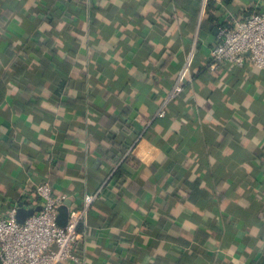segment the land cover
<instances>
[{
	"label": "crops",
	"instance_id": "1",
	"mask_svg": "<svg viewBox=\"0 0 264 264\" xmlns=\"http://www.w3.org/2000/svg\"><path fill=\"white\" fill-rule=\"evenodd\" d=\"M73 2L0 0V218L49 182L70 209L99 193L61 264H264V70L207 68L219 25L264 0ZM38 27L72 62L60 100Z\"/></svg>",
	"mask_w": 264,
	"mask_h": 264
},
{
	"label": "built area",
	"instance_id": "2",
	"mask_svg": "<svg viewBox=\"0 0 264 264\" xmlns=\"http://www.w3.org/2000/svg\"><path fill=\"white\" fill-rule=\"evenodd\" d=\"M248 63L264 70V10L239 20L231 27L219 26L216 42L210 49L207 68L222 65L241 68ZM181 73L167 91L155 117L165 115L166 106L182 91ZM34 195L40 210L23 223L16 220L17 207L0 218V264H61L78 262L74 252L79 239L78 228L99 193L84 195L80 208H69L65 226L57 225L58 208L65 196L54 197L48 182L35 186ZM26 201V200H25Z\"/></svg>",
	"mask_w": 264,
	"mask_h": 264
},
{
	"label": "trees",
	"instance_id": "3",
	"mask_svg": "<svg viewBox=\"0 0 264 264\" xmlns=\"http://www.w3.org/2000/svg\"><path fill=\"white\" fill-rule=\"evenodd\" d=\"M66 2L69 3L68 6H71L74 3L73 0H64V4H66ZM61 14H62V10L61 9L59 10L58 8H56L54 11H50V13L47 14V16H48L47 18H48V20L51 21V19L59 17ZM219 26H221V25H219ZM40 31L47 38L46 41L42 42V41L36 40L34 43H31L32 44V45H30L31 47L28 46L27 49L30 48L28 52L29 53L33 52L38 56V62L37 63H38L39 68L43 72V79L45 81L51 83V85L54 86L55 94L60 100V98H62V95L70 87L73 79L76 78L75 75L71 71L72 62L66 58L61 59L59 56H57V53L53 49V45H54L53 41H54V35H55L54 33H52V32L47 33L44 30V28L38 27L36 29L33 37L35 36V38L37 39L39 37ZM217 31H218V29H217ZM47 51L52 52L53 56L48 57V56L42 55L43 52L45 54ZM243 67L236 68L235 74L241 75V73L243 71V69H242ZM2 79H0V81ZM169 104L166 106V109L169 106ZM166 109H165V115H166ZM120 176H121V172H120V170H117L113 177L116 179H120Z\"/></svg>",
	"mask_w": 264,
	"mask_h": 264
},
{
	"label": "water",
	"instance_id": "4",
	"mask_svg": "<svg viewBox=\"0 0 264 264\" xmlns=\"http://www.w3.org/2000/svg\"><path fill=\"white\" fill-rule=\"evenodd\" d=\"M71 206V202L66 200L64 201V203L58 208V215H57V225H59L60 227L65 226L68 216H69V208ZM40 210V207H36V208H30V209H24V208H20L17 210V214H16V220L19 223H23L24 220L31 216L33 213L37 212Z\"/></svg>",
	"mask_w": 264,
	"mask_h": 264
}]
</instances>
